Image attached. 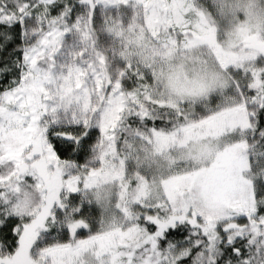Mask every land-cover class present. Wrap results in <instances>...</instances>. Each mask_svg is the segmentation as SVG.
<instances>
[{"label":"snow or ice","instance_id":"6c2138e0","mask_svg":"<svg viewBox=\"0 0 264 264\" xmlns=\"http://www.w3.org/2000/svg\"><path fill=\"white\" fill-rule=\"evenodd\" d=\"M0 264H264V0H0Z\"/></svg>","mask_w":264,"mask_h":264}]
</instances>
